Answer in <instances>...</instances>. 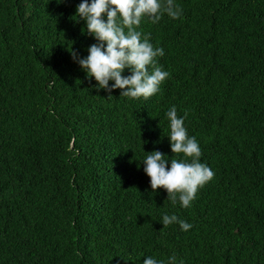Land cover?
Returning a JSON list of instances; mask_svg holds the SVG:
<instances>
[{
	"label": "trees",
	"instance_id": "obj_1",
	"mask_svg": "<svg viewBox=\"0 0 264 264\" xmlns=\"http://www.w3.org/2000/svg\"><path fill=\"white\" fill-rule=\"evenodd\" d=\"M81 2L0 0V264H264V0L142 18L170 74L147 99L97 90L74 62L97 43ZM173 106L214 172L187 208L142 163L190 162L170 149Z\"/></svg>",
	"mask_w": 264,
	"mask_h": 264
},
{
	"label": "clouds",
	"instance_id": "obj_2",
	"mask_svg": "<svg viewBox=\"0 0 264 264\" xmlns=\"http://www.w3.org/2000/svg\"><path fill=\"white\" fill-rule=\"evenodd\" d=\"M167 13L172 19L181 16L182 10L174 0H82L77 6L76 16L85 21L87 32L97 43L88 48V56L79 58L70 49L74 62L86 72L88 78L97 82V90L103 89L111 93L120 89V96L145 99L155 95L160 85L169 73L162 70L156 63L157 57L164 55L162 48H154L148 36L137 31L142 18L148 17L153 23L161 20ZM151 67V71L149 68ZM129 76H122L125 70ZM109 81H113L109 86ZM108 98H112L109 95ZM170 122L168 136L173 154H183L191 158L190 162L169 158L159 151L146 154L142 161L144 172L150 178L153 190L163 188L168 197L179 201L185 208L195 199L197 190L211 181L214 172L205 164L199 162L201 149L194 137H189L184 127V118L178 117L175 106L167 112ZM146 143V142H144ZM164 226L178 223L183 231H188L192 225L180 220L175 215H164ZM176 257L169 258V264H175ZM143 264H164L153 257H146Z\"/></svg>",
	"mask_w": 264,
	"mask_h": 264
}]
</instances>
